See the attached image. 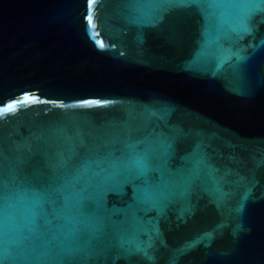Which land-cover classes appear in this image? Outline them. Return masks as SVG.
Instances as JSON below:
<instances>
[{"label": "water", "instance_id": "water-1", "mask_svg": "<svg viewBox=\"0 0 264 264\" xmlns=\"http://www.w3.org/2000/svg\"><path fill=\"white\" fill-rule=\"evenodd\" d=\"M0 264H264V0H0Z\"/></svg>", "mask_w": 264, "mask_h": 264}]
</instances>
